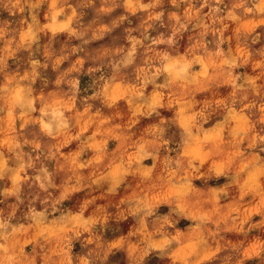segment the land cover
Masks as SVG:
<instances>
[{
  "label": "clouds",
  "instance_id": "clouds-1",
  "mask_svg": "<svg viewBox=\"0 0 264 264\" xmlns=\"http://www.w3.org/2000/svg\"><path fill=\"white\" fill-rule=\"evenodd\" d=\"M0 264H264V0H0Z\"/></svg>",
  "mask_w": 264,
  "mask_h": 264
}]
</instances>
